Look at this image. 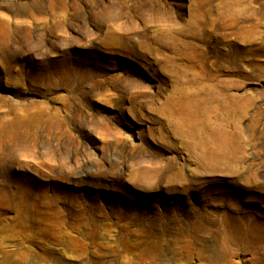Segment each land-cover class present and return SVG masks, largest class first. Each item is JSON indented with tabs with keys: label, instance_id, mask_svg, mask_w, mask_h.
Masks as SVG:
<instances>
[{
	"label": "rangeland",
	"instance_id": "obj_1",
	"mask_svg": "<svg viewBox=\"0 0 264 264\" xmlns=\"http://www.w3.org/2000/svg\"><path fill=\"white\" fill-rule=\"evenodd\" d=\"M0 264H264V0H0Z\"/></svg>",
	"mask_w": 264,
	"mask_h": 264
}]
</instances>
